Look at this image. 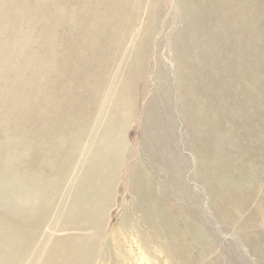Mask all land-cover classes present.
<instances>
[{
	"label": "rangeland",
	"instance_id": "rangeland-1",
	"mask_svg": "<svg viewBox=\"0 0 264 264\" xmlns=\"http://www.w3.org/2000/svg\"><path fill=\"white\" fill-rule=\"evenodd\" d=\"M45 1L29 5L27 0H8L13 7L9 4L0 15V24L12 32L10 40H14V51L18 52L17 61H5L8 67L12 66L14 89L24 101L39 99L43 92L36 88V82L45 85L40 78L46 69L39 58L44 36L50 35L57 44L67 37V28L57 26L56 20L47 21L49 6H39ZM139 1L137 13H132L125 28L129 48L132 44L139 47L145 28L151 23L154 28L147 37L142 65L138 64L140 71L132 76L130 68L134 62L130 56L117 55L113 59L104 90L113 96L107 98L99 126L84 141L94 144L99 140L98 132L110 119L112 99L120 91L118 83L129 80L126 97L130 108L126 110L131 115L113 138L121 143L123 154L118 156V172L109 174V200L100 202L97 198L90 208L93 212L101 210V225L95 232L97 243L87 264H181L183 258L165 248L143 211L138 180L133 176L135 170L149 181L160 207L169 214L170 230L177 235V243L187 249L183 253L185 264H264V0H222L225 3L218 2L220 8L214 0L204 5H199L200 0H186L184 11L183 0ZM61 2L70 10L80 1ZM194 32H198L197 36ZM2 36L7 38L8 33L4 31ZM0 57L5 58V54ZM181 69L186 72L183 79ZM181 85H188L195 94V98L193 93L190 96V102L200 106L198 116L208 117L212 123L204 131L202 120L200 123L188 118L182 108L185 103L179 91L187 88ZM100 103L99 96L98 109ZM36 112L29 113L31 120L45 114ZM17 118L22 120L23 113L20 117L16 112ZM159 124L165 127V133H159ZM195 133L198 136L194 137ZM165 141L168 152L158 145ZM192 145L218 158L219 173L213 174H219L217 181L204 182L205 173L201 177L199 172L203 164ZM106 157L117 159L113 154ZM201 159L205 163L202 156ZM27 160L21 158L20 162L26 164ZM102 165L108 170L107 161ZM82 171L80 160L67 178L68 195H61L54 204L47 221L41 223V230L35 227L34 232L39 230L35 233L40 238L39 245L46 239L83 234L57 228L63 221L59 210L66 208L67 203L69 206V187L82 176ZM223 189L228 190L224 196L226 205L217 197ZM25 192L17 190L18 204ZM221 208L224 215L219 212ZM226 208L233 214L230 220L225 219ZM16 255L13 257L18 259ZM22 259L16 263L33 264L28 257Z\"/></svg>",
	"mask_w": 264,
	"mask_h": 264
},
{
	"label": "bare ground",
	"instance_id": "bare-ground-1",
	"mask_svg": "<svg viewBox=\"0 0 264 264\" xmlns=\"http://www.w3.org/2000/svg\"><path fill=\"white\" fill-rule=\"evenodd\" d=\"M41 1L33 0L36 4ZM79 1L78 6L70 7V10L65 7V4H62L61 0H47L43 4H39L43 9L49 6L51 10L50 12L47 9L50 12L47 21L56 20L57 26L61 25V28H67L68 32L66 30V40L60 41L58 44L50 38V35L44 36L41 45L43 46L42 55L39 58L42 67L46 69L45 75L43 76L44 73H41L43 77L40 78L45 82V85H42L40 81L36 82V88H41L43 92L39 99L34 98L31 102L27 99L24 101L17 89H14V80L11 78L13 69L12 66L8 67L5 60L14 58L17 61L18 52L14 51V40H10L13 36L12 32L0 24V54H5V58L1 59L0 57V264H17V260L21 261L23 257H25L24 259L28 257L33 264H87L97 243L95 232L101 225V210L93 212L90 208L97 198L100 202L109 200L111 185L109 174L114 175L118 172V159L120 158L118 156L122 153V146L116 139L113 141V138L117 134L116 131L129 120L131 115V111L127 112L126 110L130 108L127 106L129 99L126 97L129 94V80L121 81L118 83L120 86L116 84L120 87V91L112 99L114 100L113 105L108 110L110 119L102 125L98 132L99 140L94 144H87L84 141L86 135L92 134L94 129L96 130L95 127L99 126L101 111L107 103V98L113 96L110 95L111 93L105 94L104 91L107 75L114 66L113 59L117 55L121 58L132 57L134 63H132L130 71L132 69L131 74L136 77L137 72L140 71L138 64L142 65V53L146 41L154 28L151 23L145 28L144 38L139 47L132 44L129 48L125 28L132 13H135L136 8L140 7L141 1ZM207 1L200 0L199 5H204ZM33 2L27 0L29 5ZM218 2L225 3L222 0L213 1L214 5ZM9 4L8 0H0V15L4 13L3 9L9 8ZM186 4V0H183L181 10L184 11ZM10 7H13V4H10ZM218 7L221 6L218 4ZM7 13L9 12L7 11ZM197 21H202V19L198 20L197 18ZM4 31L6 34L8 33L7 38L2 36ZM194 33L197 36L198 32ZM26 63L21 64L26 65ZM181 72L183 79L186 72L182 69ZM181 87L187 88V90L181 88L179 91L182 102L185 103L182 104L183 110L185 109L188 118L197 122L202 120V130L204 131L212 123H209L208 117L198 116L201 108L194 102L193 104L190 102L193 92L189 91L188 85H181ZM99 96L102 103L98 109L96 100ZM193 96L195 98L194 93ZM32 110H37L38 115L39 112L45 114L41 116L42 119L35 116L31 120L29 113ZM16 112L20 117L23 113V121L20 118L16 119ZM157 130L159 133L166 132L162 124H159ZM196 136H198L197 133L194 134V137ZM158 145H162L163 150L168 152L166 141L162 144L158 142ZM199 148L193 146V150L197 154L199 153L198 158L203 164L199 172L201 177L205 173L203 180L209 184L219 176V174L213 176L215 172L219 173L218 165H216L219 160L210 157V154ZM81 153H83L82 159L80 158ZM106 154L117 155V159L108 160ZM21 158H27V163H21ZM80 160L84 171H82V176L69 187V206L67 203L66 208L59 210L63 221L58 224L57 228L72 229V231L75 229L82 231L83 234H68L57 239H46L42 245H39L40 238L35 235V233H39V230L34 232L37 230L35 227L39 226L38 228L41 230V223H45L54 204L62 198L61 195H68V191H65V185L69 182L67 178L69 173L77 168ZM106 161L108 170L102 165V163L106 164ZM110 168H113V171H109ZM45 170H49L50 175L45 174ZM133 176L138 180L137 186L142 197L143 211H145L149 223L164 241L166 246L164 247L174 251L175 253H172L175 256L179 254L180 258H183L180 263L185 264L186 258L183 253L187 249L186 246L182 247L177 243V235L172 232L173 230H170L169 214L160 207L155 197L156 192H153L149 181L144 176L142 177L139 170H135ZM207 178L208 180H206ZM54 180H56L55 183ZM170 181H173L172 177H170ZM17 190L26 191L22 193L20 204L17 202ZM227 193L228 190L223 189L219 190L217 195L225 205L224 196ZM219 212L224 215L222 208ZM227 212V218L223 217L227 220L232 219L233 214L228 210ZM99 235L101 234L99 233ZM175 237L177 238L175 239ZM14 254L19 255H16L19 258L15 259ZM24 259L22 260L24 261Z\"/></svg>",
	"mask_w": 264,
	"mask_h": 264
}]
</instances>
